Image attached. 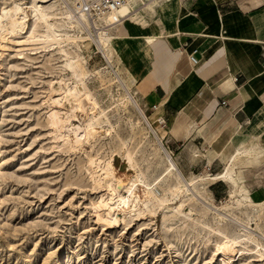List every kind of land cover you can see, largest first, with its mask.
Masks as SVG:
<instances>
[{
	"label": "rangeland",
	"instance_id": "1",
	"mask_svg": "<svg viewBox=\"0 0 264 264\" xmlns=\"http://www.w3.org/2000/svg\"><path fill=\"white\" fill-rule=\"evenodd\" d=\"M13 2L22 3L25 17L14 28L7 17H0V264H264L254 243L264 245V197L256 198L250 178L240 176L234 185L226 181L227 192L216 198L210 191L216 180L195 183L198 197L228 217L189 192L169 191L172 185H183L174 173L163 176L164 150L169 148L135 91L131 60L116 30L121 21L106 26L113 37L99 44L95 25L71 22L62 0L38 2L56 33V39L42 41L46 24L33 15L30 0H0V15L1 8ZM142 5L136 2L131 8ZM96 22L102 25L104 18ZM29 33L34 39L26 40ZM66 60L77 61L76 68L84 72L81 79ZM76 84L82 91L81 108H71L75 100L62 90ZM126 89L148 116L164 149L139 110L126 103ZM52 110L62 119L69 116L65 128L52 125ZM89 122L96 129L91 136L84 134ZM75 134H83L78 142ZM126 150L133 159L131 167ZM90 159L110 160L116 175L125 180H159L155 188L167 198L166 206H141L132 215L119 211L118 222L97 219L94 206L104 182L93 181L95 165ZM207 173L196 167L182 175L190 180ZM136 194L144 198L141 183ZM234 219L249 230H242ZM220 231L250 237L226 263L215 253Z\"/></svg>",
	"mask_w": 264,
	"mask_h": 264
},
{
	"label": "crops",
	"instance_id": "2",
	"mask_svg": "<svg viewBox=\"0 0 264 264\" xmlns=\"http://www.w3.org/2000/svg\"><path fill=\"white\" fill-rule=\"evenodd\" d=\"M146 1L116 30L177 168L216 175L235 156L236 182L250 178L263 198L264 0ZM217 179L215 198L234 185Z\"/></svg>",
	"mask_w": 264,
	"mask_h": 264
},
{
	"label": "bare ground",
	"instance_id": "3",
	"mask_svg": "<svg viewBox=\"0 0 264 264\" xmlns=\"http://www.w3.org/2000/svg\"><path fill=\"white\" fill-rule=\"evenodd\" d=\"M50 0H30L32 9H33V15L37 19H42L44 23L46 24V30L44 34L41 37L42 41H49L50 39H56V33L52 29V25L48 23V13L47 11L42 7L41 4H38V2H46ZM64 3V6L66 7V16L68 17L71 22L74 21L77 25L82 26L87 24H93L95 25L98 42L104 43L106 39L112 38L113 35H110V29L106 26L112 24L115 21H121L127 17L131 12H134L131 7L129 6H122L118 8L115 12L109 14L104 18V23L101 25L97 23V20H94L91 22L89 19H87L84 15L76 13V11L73 9V6L70 4L68 0H62ZM150 1V0H147ZM146 1V2H147ZM139 3L144 4L145 1H138ZM138 7V6H137ZM24 14V7L22 6L21 2H13V4L9 8H1V15L0 17H7L9 19L10 25L12 28L16 26H20L23 24V18L25 17ZM102 20V19H101ZM84 28V27H82ZM95 31V30H94ZM94 38H96L94 36ZM32 40L34 39V35L32 33H29L26 40ZM113 40V39H112ZM119 54V53H118ZM119 56V55H118ZM105 57V56H104ZM107 59L108 56L106 55ZM65 64L72 68V73L75 77L81 79L83 76V71L81 69H77L78 63L77 61L73 60H66ZM82 68V67H81ZM116 74V73H115ZM114 74V76H115ZM120 81V85H124L122 80L118 78ZM65 88L63 90V93H68L73 96L75 100V104H72L74 107H80L81 108V100H80V89L77 88V84L73 86H64ZM79 87V86H78ZM123 88V87H122ZM126 88V87H125ZM124 89V88H123ZM125 100L126 103H131L136 107L139 112L141 113V117L143 118L144 122L146 123L149 130L155 135V137L160 140L159 136L155 132V130L152 128L150 124V120L148 116L143 112V110L140 108L138 103L136 102L133 95L128 91V89L125 90ZM82 92V91H81ZM84 94V93H83ZM86 95V94H85ZM68 96V95H67ZM72 98V99H73ZM57 102L59 100L57 99ZM71 110V109H70ZM73 113V112H72ZM69 115V113H68ZM69 116L67 114L65 115V118L62 119L59 112L57 110H52L49 113L50 122L53 126H55L58 129L65 128L66 122L68 121ZM91 119V118H90ZM96 119V118H95ZM98 119V117H97ZM94 120V119H93ZM89 121V120H88ZM98 122V121H97ZM94 123V122H93ZM92 122H89L86 124V128L84 129V134L91 136L95 133V127ZM77 133V131H75ZM179 132H174L173 135H177ZM83 135V134H82ZM81 135V136H82ZM80 135L75 134V141L78 142L81 139ZM159 145L161 148H163L162 144L159 141ZM164 145V144H163ZM122 148V147H121ZM127 149V148H126ZM164 149V148H163ZM163 149H161L163 151ZM167 150V149H166ZM164 150L165 158L167 161V165L165 167L163 176L167 174H175L182 182L183 187H179L177 185H172L169 187V191L173 194H177L178 191H184L189 192L192 195H195L198 197V194L196 193L197 189L195 187V183L199 180H204L207 178L210 179H217V178H223L225 180H228L234 184H237L235 178L232 175V162L235 159V156H232L230 158V162L226 164L225 170L221 173H216V175H209L205 174L202 176H199L197 178H193L190 180H186L179 169L177 168L174 160L172 159L169 152ZM123 153V152H122ZM125 157L128 165L131 167L133 166V159L131 154L126 150ZM122 155V154H121ZM90 164L95 165V168H93V172L91 174V177L93 181L98 184L101 182H104V192L99 195V199L97 200L94 208L96 210L97 219L103 221V222H118V212L122 211L124 215H132L136 212L138 213L141 211L144 207L145 209H151L155 206H166V200L167 198L163 195H160L159 191L155 188L159 180L152 182H147L143 179L139 178H128L127 180L123 179L120 176H117L114 172L113 165L110 160H106L105 163H102L101 161L95 162L94 159H90ZM158 178V177H157ZM152 181V180H151ZM138 183H141L144 186V198L141 199L138 194H136V189ZM232 194V192H231ZM250 197V196H249ZM201 202L207 206L208 208H213V210L222 216L228 217L223 212L221 213L217 207H214L210 205L204 198L198 197ZM264 205V201H263ZM142 206V207H141ZM180 207V204L178 206H174L173 210L178 209ZM233 219V218H232ZM235 221L244 231L249 230L248 226L242 223L239 220H233ZM252 227V226H251ZM221 232V231H220ZM222 240L220 242L215 243V253L221 255L223 263H226L227 261H230L234 256L238 255L240 244H242L243 240H249L250 237H240V236H234V235H228L226 233L221 232ZM260 237V236H259ZM264 238V233H262L261 238ZM255 251L258 252L259 256H264V245L261 243V241H255Z\"/></svg>",
	"mask_w": 264,
	"mask_h": 264
},
{
	"label": "built area",
	"instance_id": "4",
	"mask_svg": "<svg viewBox=\"0 0 264 264\" xmlns=\"http://www.w3.org/2000/svg\"><path fill=\"white\" fill-rule=\"evenodd\" d=\"M76 13L84 15L91 22L105 18L122 6L132 5L140 0H69ZM142 1V0H141ZM146 1V0H143ZM191 60L195 58L191 56ZM206 171L209 167L205 168Z\"/></svg>",
	"mask_w": 264,
	"mask_h": 264
}]
</instances>
